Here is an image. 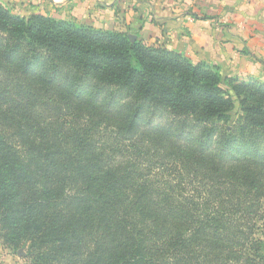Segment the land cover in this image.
<instances>
[{"label":"trees","instance_id":"obj_1","mask_svg":"<svg viewBox=\"0 0 264 264\" xmlns=\"http://www.w3.org/2000/svg\"><path fill=\"white\" fill-rule=\"evenodd\" d=\"M0 0V245L28 264H264V81Z\"/></svg>","mask_w":264,"mask_h":264},{"label":"crops","instance_id":"obj_2","mask_svg":"<svg viewBox=\"0 0 264 264\" xmlns=\"http://www.w3.org/2000/svg\"><path fill=\"white\" fill-rule=\"evenodd\" d=\"M2 1L21 16L42 13L130 33L216 65L224 78L264 81V0Z\"/></svg>","mask_w":264,"mask_h":264},{"label":"rangeland","instance_id":"obj_3","mask_svg":"<svg viewBox=\"0 0 264 264\" xmlns=\"http://www.w3.org/2000/svg\"><path fill=\"white\" fill-rule=\"evenodd\" d=\"M260 237L264 239V221L262 222ZM0 264H28V262L25 258L24 251L22 255H19V253L14 254L10 252L9 250H5L3 249V247H1L0 248Z\"/></svg>","mask_w":264,"mask_h":264},{"label":"water","instance_id":"obj_4","mask_svg":"<svg viewBox=\"0 0 264 264\" xmlns=\"http://www.w3.org/2000/svg\"><path fill=\"white\" fill-rule=\"evenodd\" d=\"M130 37L132 38V40H136L137 39V37L136 36H133V35H131ZM22 254H23V250H21L19 252V255H22Z\"/></svg>","mask_w":264,"mask_h":264}]
</instances>
